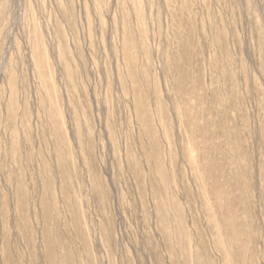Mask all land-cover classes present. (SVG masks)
<instances>
[{
  "label": "rangeland",
  "instance_id": "obj_1",
  "mask_svg": "<svg viewBox=\"0 0 264 264\" xmlns=\"http://www.w3.org/2000/svg\"><path fill=\"white\" fill-rule=\"evenodd\" d=\"M0 264H264V0H0Z\"/></svg>",
  "mask_w": 264,
  "mask_h": 264
},
{
  "label": "bare ground",
  "instance_id": "obj_2",
  "mask_svg": "<svg viewBox=\"0 0 264 264\" xmlns=\"http://www.w3.org/2000/svg\"><path fill=\"white\" fill-rule=\"evenodd\" d=\"M139 2V1H138ZM130 44V43H129ZM129 48H131V46L129 47ZM130 51V50H129Z\"/></svg>",
  "mask_w": 264,
  "mask_h": 264
}]
</instances>
